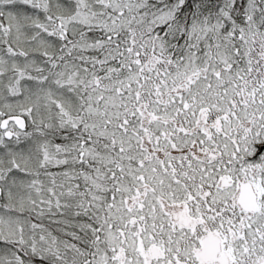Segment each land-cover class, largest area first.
Returning <instances> with one entry per match:
<instances>
[{
    "label": "snow or ice",
    "instance_id": "1",
    "mask_svg": "<svg viewBox=\"0 0 264 264\" xmlns=\"http://www.w3.org/2000/svg\"><path fill=\"white\" fill-rule=\"evenodd\" d=\"M0 264H264V0H0Z\"/></svg>",
    "mask_w": 264,
    "mask_h": 264
}]
</instances>
